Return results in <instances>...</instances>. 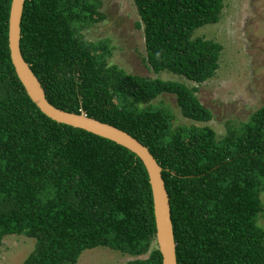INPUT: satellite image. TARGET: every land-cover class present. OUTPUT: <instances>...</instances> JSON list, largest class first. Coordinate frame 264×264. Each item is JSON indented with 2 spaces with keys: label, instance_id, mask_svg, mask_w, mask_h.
<instances>
[{
  "label": "trees",
  "instance_id": "16d2710c",
  "mask_svg": "<svg viewBox=\"0 0 264 264\" xmlns=\"http://www.w3.org/2000/svg\"><path fill=\"white\" fill-rule=\"evenodd\" d=\"M145 62L201 85L223 47L194 37L221 20L226 0H133ZM12 0H0V243L35 240L23 264H77L103 247L126 264H163L149 178L142 162L115 143L60 125L35 106L10 58ZM99 0H25L22 57L55 108L120 129L148 148L163 169L177 264H264V106L219 137L197 88L131 75L110 64L111 40L84 31L104 20ZM162 95L175 97L191 125H175Z\"/></svg>",
  "mask_w": 264,
  "mask_h": 264
},
{
  "label": "rangeland",
  "instance_id": "374dc122",
  "mask_svg": "<svg viewBox=\"0 0 264 264\" xmlns=\"http://www.w3.org/2000/svg\"><path fill=\"white\" fill-rule=\"evenodd\" d=\"M100 1V11L105 18L85 30V38L89 41L110 38L114 47L110 64L128 74L178 81L197 88L198 99L213 115L211 122L198 126L211 127L222 137L227 123L238 126L264 106V0H226L219 23L195 32L194 37L215 41L223 47L216 75L201 85L168 72L155 75L149 69L145 62L144 31L137 28L141 19L133 0ZM153 105L169 108L175 116V125L193 124L182 117L174 96L162 95ZM261 199L264 207V193ZM258 223L264 228V211ZM34 248L33 239L5 237L0 243V264H23ZM132 259L98 247L84 251L77 264H126Z\"/></svg>",
  "mask_w": 264,
  "mask_h": 264
},
{
  "label": "water",
  "instance_id": "95a60500",
  "mask_svg": "<svg viewBox=\"0 0 264 264\" xmlns=\"http://www.w3.org/2000/svg\"><path fill=\"white\" fill-rule=\"evenodd\" d=\"M24 4L25 0H12L9 14L8 43L12 65L27 95L40 112L50 120L111 141L133 153L142 162L152 192L156 246L162 255L163 264H177L170 200L162 178L163 169L148 148L128 133L89 118L84 112L80 114L69 113L55 108L48 102L42 85L21 53V21Z\"/></svg>",
  "mask_w": 264,
  "mask_h": 264
},
{
  "label": "flooded vegetation",
  "instance_id": "af4514ba",
  "mask_svg": "<svg viewBox=\"0 0 264 264\" xmlns=\"http://www.w3.org/2000/svg\"><path fill=\"white\" fill-rule=\"evenodd\" d=\"M99 1H100V0H99ZM100 3H101V1H100ZM101 6H102V3H101ZM100 9H101V7H100ZM100 9H99V11H100ZM100 12H101V11H100ZM101 13H102V12H101ZM97 24H98V23H97ZM95 25H96V24H95ZM95 25H94V26H95ZM94 26H93V27H94ZM88 30H89V29H88ZM104 39H109V40H111L110 38H104ZM104 39H102V40H104ZM111 43H112V40H111Z\"/></svg>",
  "mask_w": 264,
  "mask_h": 264
}]
</instances>
